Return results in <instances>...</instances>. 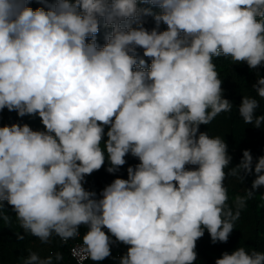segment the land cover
<instances>
[{
  "label": "clouds",
  "instance_id": "9594fccd",
  "mask_svg": "<svg viewBox=\"0 0 264 264\" xmlns=\"http://www.w3.org/2000/svg\"><path fill=\"white\" fill-rule=\"evenodd\" d=\"M28 4L0 0V111L38 114L45 129L0 127V218L11 219L3 214L7 202L23 229L17 239L67 243L84 226L71 249L78 264L110 257L112 237L128 246L119 264H194L205 231L213 243H226L246 201L264 186V156L254 164L244 150L226 173L232 157L225 139L200 126L233 107L214 57L264 66V0ZM143 17L156 27L146 29ZM101 21L111 29L103 46L96 40ZM252 87L264 99V76ZM259 107L243 96L245 124L264 125ZM129 153L139 163L127 168V179L116 178L100 198L84 188L85 176L106 159L115 173ZM253 172L251 189L229 206L226 176L243 181ZM54 259L62 253L30 252L22 264ZM215 264H264V251L238 247Z\"/></svg>",
  "mask_w": 264,
  "mask_h": 264
},
{
  "label": "trees",
  "instance_id": "16d2710c",
  "mask_svg": "<svg viewBox=\"0 0 264 264\" xmlns=\"http://www.w3.org/2000/svg\"><path fill=\"white\" fill-rule=\"evenodd\" d=\"M53 0H29L28 6L36 9L39 7L47 8ZM140 7H151L150 5H140ZM159 11L158 9H153ZM143 26L149 31L156 27L152 17H143ZM136 25L133 24V27ZM167 26L160 24L159 30H166ZM111 31L110 28L103 26L101 21L100 32L96 36L97 44L103 46L105 36ZM91 38H89L90 41ZM137 55L144 58L147 64H150V59L143 57V49L137 48ZM216 64V70L219 73V78L222 80L223 98L228 99L232 104L230 112L220 113L210 124L201 125L200 131H207L209 136H219L225 139L228 145V154L232 157L231 164L225 169L229 173L233 167L240 163L244 150H249L253 156V163L260 156H264V125L257 128L252 124H245L242 117L239 115L238 106L241 104L243 96L256 98L260 107L256 109V115H264V99L260 98L252 87L257 82L258 75L262 77L261 66L257 69H250L246 63L234 64L229 57L213 58ZM19 124L21 126L27 124L34 131H45L39 115H25L20 117L16 111H9L7 108L0 111V127ZM105 128L104 141L107 140ZM126 163L120 167L115 173H109L107 168L110 166L108 160H105L104 165L100 170L94 171L91 175L85 176L84 188L88 191H94L97 194L96 198H100V193L116 178L127 179V168L135 166L139 160L129 153L125 156ZM243 175V173H241ZM255 179V174L247 175L243 181L238 176L227 175L224 181L225 187L228 190V204L235 208V197L245 196L247 189H251L252 181ZM5 203L3 214L9 216V222H5L0 218V264H22V257L27 256L28 245L35 239L30 234H25L23 240L17 239L16 234H24L19 223L15 218V213L11 210V206ZM262 215H264V186L256 190L252 198L246 201V205L241 209L240 218L235 222L234 229L231 232L226 243L217 241L213 243L207 231L203 237L197 240L195 251L197 253L196 260L201 264H215L216 259L221 258L224 252L231 253L238 247H246L248 249L255 248L259 251H264V237H262ZM86 231V227L81 226V237L75 240L70 239L67 243L60 240L59 237L53 236L49 243L44 245V252L39 254L41 258L52 255L55 257L57 252L62 253L63 260L54 264H76L68 256V248L77 242H82V236ZM107 232V230L105 229ZM110 235V234H109ZM38 240V239H37ZM111 245V256L100 262L87 260L83 264H119V259L127 252V245L121 246L115 242Z\"/></svg>",
  "mask_w": 264,
  "mask_h": 264
},
{
  "label": "rangeland",
  "instance_id": "374dc122",
  "mask_svg": "<svg viewBox=\"0 0 264 264\" xmlns=\"http://www.w3.org/2000/svg\"><path fill=\"white\" fill-rule=\"evenodd\" d=\"M118 243V242H117ZM118 245H122V243H118ZM44 245H40L39 244V240L35 239L31 242V244L28 245V249H27V255L30 252H37L38 254H42L44 252Z\"/></svg>",
  "mask_w": 264,
  "mask_h": 264
},
{
  "label": "built area",
  "instance_id": "2783aa9c",
  "mask_svg": "<svg viewBox=\"0 0 264 264\" xmlns=\"http://www.w3.org/2000/svg\"><path fill=\"white\" fill-rule=\"evenodd\" d=\"M262 76H264V69H262ZM262 224H264V215H262ZM262 237H264V230H262ZM81 242H77L72 244L69 248H68V256L71 260H73L76 264H78V261L76 259V257H74L71 254V249H73L74 247L78 246ZM87 260H85L83 263H85ZM194 264H201L200 262H198L197 260H195Z\"/></svg>",
  "mask_w": 264,
  "mask_h": 264
}]
</instances>
